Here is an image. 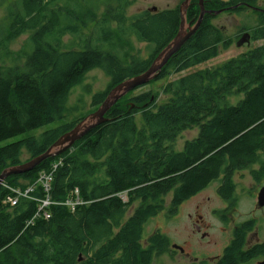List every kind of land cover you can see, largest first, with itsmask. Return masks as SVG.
Listing matches in <instances>:
<instances>
[{
	"label": "trees",
	"instance_id": "trees-1",
	"mask_svg": "<svg viewBox=\"0 0 264 264\" xmlns=\"http://www.w3.org/2000/svg\"><path fill=\"white\" fill-rule=\"evenodd\" d=\"M256 1L204 3L208 10L237 6L233 10L241 11ZM133 2L14 0L8 5L0 54L15 38L31 34L22 66L0 68V143L27 136L0 146V173L20 164L23 150L33 158L40 155L85 118L47 129L40 136L31 134L65 118L72 90L84 83L91 70L101 68L111 77L106 90L92 95L91 105L97 109L112 88L147 71L172 41L180 27V8L128 15ZM200 13L199 0H192L188 22L195 24ZM259 13L264 23V11ZM213 16H204L156 80L205 63L218 55L222 44L228 47L222 29L211 22ZM247 29L251 39H264V25ZM67 36L71 44L65 42ZM131 37L148 43V54H134ZM162 90L169 97L162 105L151 91L128 93L111 108L106 122L72 148L5 180L19 186L25 179L26 189L41 172L51 171L61 161L53 173L49 217L38 215V203L26 197L16 206L6 203L10 188L15 187L1 185L0 264H151L154 255L170 246L167 235L159 230L149 233L147 227L164 211L166 196L175 194L174 208V203L218 180L226 187L221 194L229 199L233 172L264 162V44L219 67L171 78ZM232 97L238 101L232 103ZM139 112L141 127L135 120ZM192 128H198V136L182 150L174 149L178 136ZM75 189L84 204L70 210L62 203ZM124 192L128 201L120 197ZM34 196H45L41 185ZM136 200L140 205L130 214ZM242 238L243 234L238 242ZM245 258L235 243L224 262L239 264Z\"/></svg>",
	"mask_w": 264,
	"mask_h": 264
},
{
	"label": "rangeland",
	"instance_id": "rangeland-1",
	"mask_svg": "<svg viewBox=\"0 0 264 264\" xmlns=\"http://www.w3.org/2000/svg\"><path fill=\"white\" fill-rule=\"evenodd\" d=\"M13 1L14 0H5L2 4H0V40L6 37L7 31L5 24L7 19V8ZM183 1L185 0H134V2L127 8V14L133 15L137 12L154 8H157L156 10L180 8ZM253 5V7L250 6V8H245L241 11L223 10V12L212 17L211 22L216 27L222 29L226 42L229 41L228 47H225L224 44L219 46V53L217 56L188 71L175 73V75L172 73L170 76L162 80L154 79V81L136 89L132 94L134 95L151 91L153 97L156 99V103L158 105H162L169 98L163 93L162 87L171 78L174 79L199 69L219 67L223 63L237 58L242 54L249 52L253 48L264 44V39H251L250 44H244L242 46L237 45L243 34L247 32L251 34V30L247 28L253 25H259L261 27L264 25L261 21L259 13V11H264V0H257ZM226 7L229 6H225L221 9ZM91 28L92 26L90 28H86L85 31L89 32ZM30 34V32L22 34L10 42L7 50H2L0 54V68L2 70L22 66L24 62L23 52L28 51L30 48L28 43ZM65 42L67 44H71V37L67 36L65 38ZM129 44L132 46L134 54H148V43L140 42L135 37H131ZM110 84L111 77L105 72V70L101 68L91 70L86 75L84 83L72 90L66 106L65 118L59 122L53 123L50 126L42 127L31 134L40 136L42 132L47 129L56 127L63 123H71L83 116H88L96 110L91 105L92 95L98 90H106ZM231 101L232 103H236L238 98L232 97ZM135 120L138 127H141L144 124L143 117L140 112L136 114ZM198 133V128L183 131L174 142V149L182 150L185 143L196 138ZM26 136L27 135H22L21 137H16L9 141L1 142L0 146ZM32 159L33 157L31 153L25 149L21 154L20 164L26 163ZM234 181L236 187L235 198H233L229 204L221 199L215 185L208 187L189 201L180 205L179 208L175 210V213L171 212V210H174L172 206V195L169 194L166 196L164 211L152 218L149 222V226L147 227L149 233L159 230L163 234L167 235L170 238V246L166 252L154 255L151 264H185L186 260L180 258L179 254H175L173 244H175V242L180 243L188 234L191 233L192 219L189 218V214H196L197 205H199V213L202 214L204 220L212 226L210 229L212 239L220 246L219 249H216V254H219L221 252V248L229 242L231 237H233V228L237 224L240 225V223L248 224L249 228L259 226L260 229H262L259 234L262 240L264 237V212L255 211V215L253 214V211L255 210V196L253 193L256 185L253 175L250 171H240L235 174ZM6 184L17 189H24V185H27L28 182L25 179H21L19 186H14L10 183ZM120 197L124 201H128L127 192L121 193ZM139 205L140 200H136L130 208V214ZM222 209L226 210V214L223 216L224 221L219 219L214 213L215 210ZM251 231L254 232V230H250L249 232ZM253 232L249 233L248 237H251ZM254 237L256 238V236Z\"/></svg>",
	"mask_w": 264,
	"mask_h": 264
},
{
	"label": "water",
	"instance_id": "water-1",
	"mask_svg": "<svg viewBox=\"0 0 264 264\" xmlns=\"http://www.w3.org/2000/svg\"><path fill=\"white\" fill-rule=\"evenodd\" d=\"M192 0H185L180 6V27L172 39V41L158 54L149 69L141 74L130 77L123 82L117 84L108 93L106 99L103 103L92 113L86 116L82 121H80L73 129L64 133L57 141H55L45 152L34 157L32 160L16 164L7 167L0 173V188L3 182L11 175L24 174L29 171L34 170L41 163L49 158L59 156L73 147V145L88 134L95 127L103 124L108 120L106 115L111 110V108L119 102L125 95L134 91L135 89L144 86L154 79H156L160 71L167 65L172 56L177 53L183 45L196 33V31L201 26L204 16L209 14H219L223 10L213 11L205 8L204 0H199L201 7V13L195 24L188 22L187 11L191 5ZM234 6L232 8H236ZM154 8L153 10H156ZM251 43V34L245 33L238 41L237 45L242 46L244 44ZM259 206H264V187L261 189L258 197ZM175 249V244H173Z\"/></svg>",
	"mask_w": 264,
	"mask_h": 264
},
{
	"label": "flooded vegetation",
	"instance_id": "flooded-vegetation-1",
	"mask_svg": "<svg viewBox=\"0 0 264 264\" xmlns=\"http://www.w3.org/2000/svg\"><path fill=\"white\" fill-rule=\"evenodd\" d=\"M234 6H229L224 8L225 10H233ZM262 12V11H261ZM215 15V14H214ZM240 171H250L253 175L254 182L256 183L254 187V208L253 214L255 215L256 212H264V206H259L258 197L261 189L264 187V162L256 161L255 163L250 164L247 168L241 170H235L233 175L231 176L230 183L233 187V195L231 198H225L221 194V189L226 188L224 187L225 184L223 182H219L218 180L214 181L212 184L207 186L206 188L202 189L201 191L195 193L193 196H190L180 203L175 205L174 203V213L175 210L179 208L180 205L189 201L197 194L201 193L203 190L207 189L208 187L215 185L218 194L220 195L221 199L227 202L228 204L235 198L236 187L234 177L237 172ZM226 190V189H225ZM224 189L222 191H225ZM172 196L175 200V194L172 193ZM199 205H197V212L195 215L192 213L189 214V218L192 219V231L188 234L180 243L175 242V254H179L180 258L186 260L185 264H225L224 259L227 255V252L232 249L235 243H238V250L241 254H245L247 258L245 260H241L239 264H264V237L261 240V236L259 235L262 229L259 226L249 228L248 224L240 223V225H236L233 228V237L229 240L227 244H225L221 248V252L216 254V249H219L220 246L217 244L216 241L212 239V235L210 233V229L212 226L206 222L203 218V215L199 213ZM226 210H215L214 213L216 216L224 221V214ZM226 230V229H225ZM250 230H254L249 232ZM251 237L249 233H252ZM243 234V238L238 242V237ZM236 236H238L236 238ZM256 236V238L254 237Z\"/></svg>",
	"mask_w": 264,
	"mask_h": 264
},
{
	"label": "built area",
	"instance_id": "built-area-1",
	"mask_svg": "<svg viewBox=\"0 0 264 264\" xmlns=\"http://www.w3.org/2000/svg\"><path fill=\"white\" fill-rule=\"evenodd\" d=\"M61 163V161H58L54 164L51 171L48 172H41L39 179L34 184L28 186L26 189H12L13 194L7 198V201L11 203V205L15 206L18 204L19 199L21 197H26L31 200H34L38 203V215H44L46 217H49V206L53 203L51 200L50 190H51V183L53 180V173L58 168V165ZM41 185L44 195L43 197H37L34 196V193L36 192L37 187ZM3 187H8L6 182L2 184ZM62 204L66 205L70 210H75L78 206L84 204V201L81 199L80 193L78 189H75L71 196L66 199L65 202Z\"/></svg>",
	"mask_w": 264,
	"mask_h": 264
},
{
	"label": "bare ground",
	"instance_id": "bare-ground-1",
	"mask_svg": "<svg viewBox=\"0 0 264 264\" xmlns=\"http://www.w3.org/2000/svg\"><path fill=\"white\" fill-rule=\"evenodd\" d=\"M153 81H154V80H153ZM4 182H5V181H4ZM10 189L12 190V189H15V188H10ZM12 194H13V191H12ZM12 194H10L9 196H11ZM9 196L6 197L5 202L11 205V203H9V202L7 201V198H8ZM17 205H18V204H17ZM11 206H13V205H11ZM15 206H16V205H15ZM44 217H46V216H44Z\"/></svg>",
	"mask_w": 264,
	"mask_h": 264
}]
</instances>
